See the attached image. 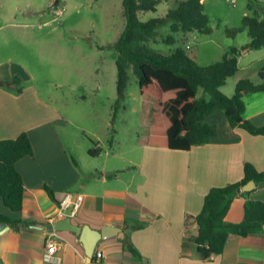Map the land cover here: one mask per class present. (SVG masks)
I'll use <instances>...</instances> for the list:
<instances>
[{
  "label": "crops",
  "instance_id": "obj_1",
  "mask_svg": "<svg viewBox=\"0 0 264 264\" xmlns=\"http://www.w3.org/2000/svg\"><path fill=\"white\" fill-rule=\"evenodd\" d=\"M238 64V71L222 87L228 96L241 79L264 82L259 76L264 67L262 49L241 52ZM14 71H0V140L26 132L33 154L16 163L25 186L22 211H11L0 196V213L22 221L18 228L6 223L8 228L0 233V264H86L79 235L53 225L65 217L58 203L74 195L79 208L72 222L95 229L111 225L124 233L102 239L96 250L103 257L92 264H264V226L261 232L245 237L230 234L224 252L210 259L200 257L192 240L198 232L195 217L212 187L240 181L245 163L264 171L263 135L232 127L226 114L217 109L205 119L217 126V134L208 143L187 151L141 146L137 160L117 147L109 155L116 166L108 158L95 164L86 154L92 147L102 150L100 137L108 136L110 116L90 114L87 119L78 117V122L58 87L52 89L49 83L38 87L23 80L22 91L17 92L15 84L5 83ZM244 102L245 118L263 125L264 91L246 93ZM46 187L54 191L56 201ZM250 198L264 200V181L236 195L225 220L242 221ZM52 232L57 249L46 258Z\"/></svg>",
  "mask_w": 264,
  "mask_h": 264
},
{
  "label": "trees",
  "instance_id": "obj_2",
  "mask_svg": "<svg viewBox=\"0 0 264 264\" xmlns=\"http://www.w3.org/2000/svg\"><path fill=\"white\" fill-rule=\"evenodd\" d=\"M162 1L123 0L125 28L114 43L101 46L117 51L115 108L118 109L126 96L128 69L131 66L138 76L141 112L136 145L187 151L193 146L208 143L217 134V126L207 123L205 119L217 109L226 114L232 127L264 136V124L256 125L245 118L244 102L246 93L264 91V82L256 84L251 79H241L232 96L222 91V87L239 69V48L229 47L221 60L201 66L183 47L163 54L150 46V42L159 34L158 28L165 24H170L171 30L165 39L168 44L176 42L175 34L178 32L210 34L213 31L202 0H174L176 5L164 16L148 20L141 18L143 12L156 11ZM244 30L248 32L250 41L242 50H264L263 0H249L241 26L227 29V33L235 36ZM259 76L264 78V67L259 71ZM23 80L21 74L16 72L10 81L4 82L15 84L16 91L21 92ZM101 151L92 147L89 153L97 156ZM31 154L33 146L26 132L15 138L0 140V196L13 212L22 211L25 193L24 180L16 163ZM250 180L256 183L264 181V171L245 163L244 177L240 181L212 187L205 195L203 207L195 217L198 232L192 237L201 258L210 259L213 255L222 254L230 234L245 237L263 230L264 200L261 199L250 198L246 201L242 221L231 223L225 220L234 198ZM46 190L50 198L56 201L54 191L50 187H46ZM21 222L0 213V224L8 223L18 228ZM131 250L138 253L134 248Z\"/></svg>",
  "mask_w": 264,
  "mask_h": 264
},
{
  "label": "rangeland",
  "instance_id": "obj_3",
  "mask_svg": "<svg viewBox=\"0 0 264 264\" xmlns=\"http://www.w3.org/2000/svg\"><path fill=\"white\" fill-rule=\"evenodd\" d=\"M203 2L212 33L178 32L176 42L168 44L165 39L171 30L170 24H165L158 28L150 46L163 54L184 47L201 66L221 60L229 47L238 46L243 52L250 41L248 32L231 36L227 29L241 26L248 0ZM175 5L174 0H164L156 11L140 15L143 20L164 16ZM125 24L123 0H0V71L15 70L28 84L38 87L45 83L52 89L58 87L78 122V117L87 119L90 114L110 116L108 136L100 137L101 155L86 154L95 164L108 158V163L116 166L109 155L117 147L128 150V157L136 160L142 149L135 143L141 112L138 76L131 66L126 96L115 108L117 51L101 47L114 43ZM83 93L88 97H81ZM70 128L78 131L73 125Z\"/></svg>",
  "mask_w": 264,
  "mask_h": 264
},
{
  "label": "water",
  "instance_id": "obj_4",
  "mask_svg": "<svg viewBox=\"0 0 264 264\" xmlns=\"http://www.w3.org/2000/svg\"><path fill=\"white\" fill-rule=\"evenodd\" d=\"M203 1V0H202ZM57 5L51 8H56ZM256 187V182L250 180L241 187V191H251ZM72 203L65 209L62 207L61 203H58V208L65 216L64 218L54 221L53 225L56 230H68L73 231L79 235L80 242L83 244L86 254V264L93 263V256L98 246V243L102 239H107L113 236L123 237L124 233L119 227H114L111 225H105L102 229L92 228L90 225H79L72 222V210L75 207V202L77 201V195H74L71 199ZM8 228L6 223L0 224V233Z\"/></svg>",
  "mask_w": 264,
  "mask_h": 264
},
{
  "label": "built area",
  "instance_id": "obj_5",
  "mask_svg": "<svg viewBox=\"0 0 264 264\" xmlns=\"http://www.w3.org/2000/svg\"><path fill=\"white\" fill-rule=\"evenodd\" d=\"M234 4H236L237 0H231ZM189 48V46H187ZM72 197L66 198L65 200H63L61 202V205L63 208H67L71 203H72ZM79 208V201L77 200L75 202V207L72 210V215H75L77 209ZM55 232H52V234L49 235V237L47 238V253H46V258H49L53 255V253H55L56 249H57V242L55 241ZM103 257V252L102 251H95L94 256H93V260L99 261L101 260Z\"/></svg>",
  "mask_w": 264,
  "mask_h": 264
}]
</instances>
